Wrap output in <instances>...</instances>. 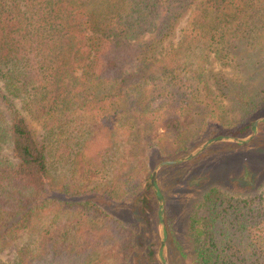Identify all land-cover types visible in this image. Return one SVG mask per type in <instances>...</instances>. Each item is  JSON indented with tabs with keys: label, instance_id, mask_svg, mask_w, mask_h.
Segmentation results:
<instances>
[{
	"label": "trees",
	"instance_id": "1",
	"mask_svg": "<svg viewBox=\"0 0 264 264\" xmlns=\"http://www.w3.org/2000/svg\"><path fill=\"white\" fill-rule=\"evenodd\" d=\"M263 26L264 0H0V105L9 111L0 109V148L9 141L12 157L0 160V251L52 203L95 218L79 225L72 243L60 244L42 229L35 247H22L13 262L0 264H131L129 251L141 245L133 231L97 205L94 190L56 183L49 150L91 175L95 163L85 161V146L104 139L97 164L103 171L108 159L116 162L107 194L117 188L135 198L138 219L148 225L149 198L157 203L151 168L200 144L209 118L223 120L207 66L253 47L252 35ZM125 59L134 61V70L116 76ZM219 85L225 97L229 83L220 77ZM263 100L264 89L251 96L246 119ZM18 106L44 123L43 142ZM54 113L62 124L93 122L64 137L50 124ZM56 128L60 151L51 144ZM248 172L252 185L260 184L256 191L241 196L211 187L193 206L188 229L198 264H264V176L257 181L264 166Z\"/></svg>",
	"mask_w": 264,
	"mask_h": 264
},
{
	"label": "rangeland",
	"instance_id": "2",
	"mask_svg": "<svg viewBox=\"0 0 264 264\" xmlns=\"http://www.w3.org/2000/svg\"><path fill=\"white\" fill-rule=\"evenodd\" d=\"M183 27L184 23H180L178 29ZM256 33L257 37L252 35V38L256 40L253 47L238 55L228 52L225 61L212 59L207 66L206 76L211 84L212 95L222 110L223 120L215 122L209 118L208 126L206 128L203 126L206 134L202 137L200 144L188 152L186 150V153L181 156L171 159L163 157L158 161L159 163L163 160L178 159L192 151H198L190 159L175 164H164L157 169L155 185L162 198L157 199L152 187L157 203L155 204L149 198L151 205H146L148 207L146 208V210L148 209L146 213L148 225L145 226L138 219L135 198L130 200L125 198L123 192L117 188L114 189L115 192L112 195L107 194V190L112 189V177L113 171L116 170V162L110 163L111 158L108 159L103 171H101L103 166L97 164L101 159L96 160L97 154L95 153L103 145L104 139L97 138L89 141L85 146V161L95 163L91 175L81 174L80 171L67 167L61 155L56 157L55 151L49 150V166L56 183L76 184L84 186L88 190H94L97 205L123 227L133 231L135 241L137 240L141 245L136 243L129 251L128 258L131 264H140L141 258H144V262H148L147 264H163L161 260L166 261L167 264H198L188 227L193 206L201 201L203 193L211 187H218L245 196L260 188V184L252 185L256 179L253 178L254 174L248 172V168L252 171L264 166V125L262 124L264 122V100L260 102V107L254 112V116L246 119L249 113L247 104L251 96L264 89V26L257 29ZM180 38L181 32L179 30L173 43L178 42ZM134 64L133 60L125 59L121 62L118 71L114 70L115 75L132 72ZM108 77L111 76L106 72L105 78ZM220 77L229 83L225 97H221V92L218 89ZM104 91L106 90L100 91V94ZM234 95H238L239 101L234 98ZM261 96L263 95L261 94ZM0 109L8 116L9 111L7 109L2 105H0ZM20 111L29 120L37 139L43 142L44 123L31 118L24 109L20 108ZM66 112L74 116L77 114V112ZM54 115L55 117L50 120V124L59 126L64 137L73 133V127L78 129L80 124L90 126L93 122L92 119L83 117L77 118L73 122H67L68 119H63L61 121L64 124H62L58 120L57 114L54 113ZM241 121L245 123L242 124ZM255 121L256 129L253 127ZM208 133L213 136L211 139H208ZM59 135L60 132L56 128L51 144H54L57 151H60ZM258 136L262 138L256 145L252 144L253 139L258 138ZM218 137L249 139L246 141L231 139L216 141L199 150L207 142ZM167 142H171L169 137ZM194 143L195 141L191 142L190 145H194ZM120 155H122V150L112 155V161L117 160ZM0 160H12L9 141H6L0 148ZM158 163L151 168L148 181H150L153 169ZM263 176L264 174L257 181L262 180ZM146 187L144 186L141 190L142 195L147 192ZM51 205L52 207L40 213L18 238L12 240L7 247L0 251V263L13 262L17 251L22 247H35L42 229H49L57 237L58 243L67 244L74 242L80 224H95V218L58 208L56 203ZM159 211H161L160 216L163 215L164 228L161 225V217L158 215ZM102 220H104L103 217ZM144 221L146 222V220ZM90 262L88 263L90 264Z\"/></svg>",
	"mask_w": 264,
	"mask_h": 264
},
{
	"label": "water",
	"instance_id": "3",
	"mask_svg": "<svg viewBox=\"0 0 264 264\" xmlns=\"http://www.w3.org/2000/svg\"><path fill=\"white\" fill-rule=\"evenodd\" d=\"M253 127L256 129V121L253 123ZM226 139H228V140L231 139V140H235V141H246V140H248L249 138H238V137H234V138H232V137H227V138H226V137H218V138H216V139H213V140H210L209 142H207L205 145H203L202 147H200L199 150H202L203 148H205L206 146H208V145L211 144V143H214V142H216V141L226 140ZM197 152H198V151H192V152H190L189 154H187V155H185V156H183V157H181V158H178V159H173V160H163V161L159 162V163L155 166V168L153 169L152 175H151V177H150V184L152 185V187H153V189H154V191H155V194H156L157 199L160 200V198H159V196H158L157 188H156V185H155V174H156V172H157V169H158L159 167H161L162 165H164V164H175V163H178V162H180V161H184V160L190 159V158L194 157V156L197 154ZM159 205H161L160 202H159ZM161 210H162V209H161ZM160 217H161V225H162V227L164 228V219H163V215L161 214ZM161 243H163V240H161ZM161 261H162L163 264H167L166 261H164V260H161Z\"/></svg>",
	"mask_w": 264,
	"mask_h": 264
}]
</instances>
